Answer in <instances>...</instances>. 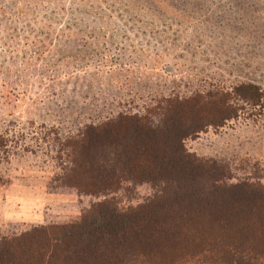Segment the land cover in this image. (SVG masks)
I'll list each match as a JSON object with an SVG mask.
<instances>
[{"label":"rangeland","instance_id":"rangeland-1","mask_svg":"<svg viewBox=\"0 0 264 264\" xmlns=\"http://www.w3.org/2000/svg\"><path fill=\"white\" fill-rule=\"evenodd\" d=\"M240 83L260 88L257 104ZM217 88L237 115L183 147L231 183L263 184L264 0H0V235L92 200L59 180L85 128Z\"/></svg>","mask_w":264,"mask_h":264},{"label":"trees","instance_id":"trees-1","mask_svg":"<svg viewBox=\"0 0 264 264\" xmlns=\"http://www.w3.org/2000/svg\"><path fill=\"white\" fill-rule=\"evenodd\" d=\"M237 88L259 102L257 85ZM229 95L164 99L68 140L59 180L92 200L68 222L0 235V264H264V183H231L182 143L237 115Z\"/></svg>","mask_w":264,"mask_h":264}]
</instances>
